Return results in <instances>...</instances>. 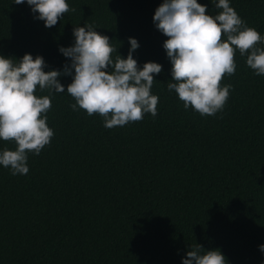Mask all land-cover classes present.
Returning <instances> with one entry per match:
<instances>
[{"label":"trees","instance_id":"1","mask_svg":"<svg viewBox=\"0 0 264 264\" xmlns=\"http://www.w3.org/2000/svg\"><path fill=\"white\" fill-rule=\"evenodd\" d=\"M198 2L210 15L221 11ZM67 3L75 11L46 28L26 0H0V55H40L45 71L62 70L70 58L59 48L75 43L74 27L107 35L114 61L136 38L138 67L163 68L151 89L157 115L108 129L99 114L71 109V75L59 77L64 93L37 89L50 96L54 136L39 155L27 153L26 175L0 165V264H182L197 243L201 254L219 249L227 264H264V75L237 50L235 74L221 81L232 85L226 105L202 116L168 90V37L153 21L163 0ZM229 3L264 36V0ZM5 148L16 144L0 139Z\"/></svg>","mask_w":264,"mask_h":264},{"label":"clouds","instance_id":"2","mask_svg":"<svg viewBox=\"0 0 264 264\" xmlns=\"http://www.w3.org/2000/svg\"><path fill=\"white\" fill-rule=\"evenodd\" d=\"M17 5L25 0H14ZM34 18L51 28L64 16L75 11L67 0H26ZM221 11L208 14L207 5L198 0H163L155 10V27L168 39L163 42L170 59L171 79L168 90L175 91L185 109L191 107L202 116H213L226 105L232 85L221 81L236 71L235 53L247 54L246 64L255 74L264 75V43L255 28L247 26L229 0H211ZM75 43L59 51L70 58L62 70L45 71L44 58L25 53L18 62L0 55V139L14 141L15 150L0 151V165L12 175H26L28 152L39 155L50 144L54 131L47 124L51 109L50 96H37L40 91L64 93L59 77L71 75L66 92L74 98L73 111L83 109L87 115L99 114L103 126L111 129L137 122L146 113L157 115L159 97L153 95V74L163 71L157 62L138 67L133 52L139 48L136 38L129 37L126 58L118 54L110 38L94 30L91 24L74 27ZM226 37V38H225ZM111 68V71L108 69ZM74 70V71H73ZM264 253V244L258 246ZM203 245L196 244L182 257V264H227L219 249L201 254Z\"/></svg>","mask_w":264,"mask_h":264}]
</instances>
